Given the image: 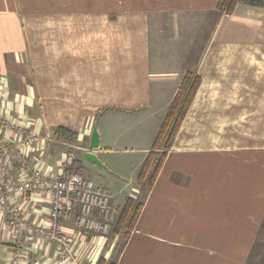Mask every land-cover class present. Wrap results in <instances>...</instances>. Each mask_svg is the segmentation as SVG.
<instances>
[{"label":"crops","instance_id":"1","mask_svg":"<svg viewBox=\"0 0 264 264\" xmlns=\"http://www.w3.org/2000/svg\"><path fill=\"white\" fill-rule=\"evenodd\" d=\"M218 1L0 0V143L35 131L37 143L25 149L30 167L52 177L81 173L118 207L126 186L116 192L95 182V168L120 178L124 165L108 158L137 154L132 168L140 172L183 76L202 78L117 256L120 235L107 243L71 219L62 221L67 247L25 231L23 264H250L264 225V6L239 4L218 17ZM212 17L205 52L194 70H182L183 27ZM59 128L77 142L59 140ZM95 128L99 147L91 149ZM8 163L17 180L20 163L0 154ZM140 191L136 183L121 201ZM10 198L28 225H49L44 193ZM15 246L0 208V264H11Z\"/></svg>","mask_w":264,"mask_h":264},{"label":"built area","instance_id":"2","mask_svg":"<svg viewBox=\"0 0 264 264\" xmlns=\"http://www.w3.org/2000/svg\"><path fill=\"white\" fill-rule=\"evenodd\" d=\"M12 126V125H11ZM26 130V129H25ZM21 140L0 143V154L14 156L20 169L17 180H11V164H0V208L7 216V223L16 237L11 264H23L25 256L24 232L43 239L48 243L68 246L69 240L63 237V220L75 221L79 229L104 236L118 215V204L111 194L98 189L94 183L78 172L63 177H52L38 166L30 167L25 149L33 147L38 136L33 130L23 131ZM76 157L73 152L66 155L65 161L71 166ZM32 195L42 192L48 197L50 223L48 226H30L23 218L21 208L10 198L11 192Z\"/></svg>","mask_w":264,"mask_h":264},{"label":"rangeland","instance_id":"3","mask_svg":"<svg viewBox=\"0 0 264 264\" xmlns=\"http://www.w3.org/2000/svg\"><path fill=\"white\" fill-rule=\"evenodd\" d=\"M45 4L48 5V0H45ZM210 21V19H209ZM215 21L213 20V17L211 18V21L208 23H205V26L202 28L196 29V27L191 25H187L188 27H183V35L178 37V48H181V54L183 57V61H181V69L182 70H194L195 67L198 64V60L200 56L205 52L207 46H208V40L210 33L212 31V25ZM153 32L160 38V40H163L162 43L166 42L167 36H163L160 31V27L156 26L153 30ZM185 60V61H184ZM74 155L76 156V152H74ZM160 153L157 154V159H159ZM138 159V155H126V154H114L112 157L108 158V160L111 162L112 166L117 164V167L120 168V164H123L124 167L122 168V172L120 173V178H117L115 175L109 173L107 174L105 172V167L95 168L96 173L92 176V179L97 181H104L106 183V186H109V188H113L114 191H119L123 185H125V193L118 194L119 199L122 200L127 194L130 189L135 185L136 183L141 185V191L140 194L134 198H126L123 201H119V207H118V215L116 216L115 220L111 224L110 229L107 231V233L104 235L105 238H107V243L112 242L111 239L113 236H115V231L120 235L118 241L115 245V256L121 251L123 248L126 240L127 235L130 233L131 230V223L133 222L135 215L137 211L139 210V205L142 203L147 191L149 190V183L148 181L145 182V184H141L138 180L139 171L135 172L132 168V165L134 162ZM93 167V166H91ZM154 169V168H153ZM153 169L151 170V174L153 172ZM101 173L102 175L98 174ZM151 176V175H150ZM138 180V182H137ZM129 194V193H128ZM117 195V196H118ZM131 201V205L129 203ZM129 203V205L127 204ZM126 208V210H125ZM124 212V213H123ZM123 214V215H122ZM121 217V221H119V218ZM77 230L85 233H92L97 234L94 232H88L82 229H79L75 227ZM101 236V234H99ZM115 261V260H114ZM253 261L256 264H264V225L263 229L261 230L259 239L257 241V247L253 255Z\"/></svg>","mask_w":264,"mask_h":264},{"label":"trees","instance_id":"4","mask_svg":"<svg viewBox=\"0 0 264 264\" xmlns=\"http://www.w3.org/2000/svg\"><path fill=\"white\" fill-rule=\"evenodd\" d=\"M239 4H250L255 6H264L262 0H219L216 7V14L218 17L223 15H232ZM202 84V78L195 71H187L182 78L181 84L178 88L177 93L175 94L167 113L162 122L161 128L155 138V141L152 145V151L149 153L145 159L141 170L138 175V180L141 184H145L146 181L149 183V187L152 186L153 182L156 179V176L164 163V160L167 156L169 150H171L175 139L179 133L181 125L187 116L192 103L195 99V96ZM55 136L59 140L70 142L75 144L77 142V134L74 132L59 128L55 132ZM160 153L159 159H157V154ZM154 168V169H153ZM153 172L151 174V170ZM151 175V176H150ZM131 205V201H129ZM129 203H127L129 205ZM142 204L139 205V210L137 211L133 222L131 223L132 231L137 218L141 212ZM126 210V208H125ZM124 213V212H123ZM123 215V214H122ZM121 221V217L119 221ZM115 235L118 233L115 231ZM130 234V233H129ZM127 235V237L129 236ZM257 244L255 246L256 250ZM251 253L249 263L256 264L253 261L254 251ZM98 264H115L107 263L105 260L101 259Z\"/></svg>","mask_w":264,"mask_h":264},{"label":"water","instance_id":"5","mask_svg":"<svg viewBox=\"0 0 264 264\" xmlns=\"http://www.w3.org/2000/svg\"><path fill=\"white\" fill-rule=\"evenodd\" d=\"M90 147H91V149H97L99 147V135H98L96 128H95V130L92 134V137H91ZM86 156L91 161L99 163L98 159L94 155H92L91 153H88Z\"/></svg>","mask_w":264,"mask_h":264}]
</instances>
